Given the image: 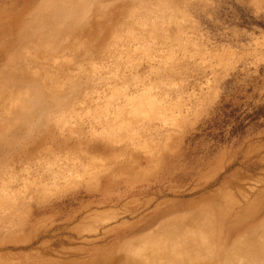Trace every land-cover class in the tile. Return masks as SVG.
Masks as SVG:
<instances>
[{"label": "rangeland", "instance_id": "rangeland-1", "mask_svg": "<svg viewBox=\"0 0 264 264\" xmlns=\"http://www.w3.org/2000/svg\"><path fill=\"white\" fill-rule=\"evenodd\" d=\"M263 102L264 0H0V264H104L115 227L212 198L229 229L264 117L219 133Z\"/></svg>", "mask_w": 264, "mask_h": 264}, {"label": "bare ground", "instance_id": "bare-ground-1", "mask_svg": "<svg viewBox=\"0 0 264 264\" xmlns=\"http://www.w3.org/2000/svg\"><path fill=\"white\" fill-rule=\"evenodd\" d=\"M81 160L78 159L75 163L78 171L83 168L79 163ZM31 176L25 177L29 179ZM59 177L62 178V175ZM26 178L23 179L27 180ZM127 190L136 193L134 187H128ZM104 192L106 195L115 193L118 198L122 191L114 189L110 193ZM216 206L223 208V211L219 209L218 215L211 212V208ZM174 208L175 206L172 207ZM178 208V214L153 218L146 225H131L127 229L115 227L114 233L121 239L125 238L120 251L122 255L118 257L113 250L104 259V264H137L139 261L142 264H177L183 259L187 260L180 264H226L228 260L227 264H264V198L257 200L255 197L254 201L249 202L244 211L240 212V217L238 213L235 214L233 225L229 229L222 227L223 220L227 218L231 208L227 201L212 198L203 203L195 201L180 204ZM169 210L171 208L166 211ZM250 217L251 219L247 220ZM256 218L259 220L255 222ZM153 226V230L147 231ZM241 229L244 230L239 233ZM235 251L237 257L233 256V259L232 252Z\"/></svg>", "mask_w": 264, "mask_h": 264}, {"label": "trees", "instance_id": "trees-1", "mask_svg": "<svg viewBox=\"0 0 264 264\" xmlns=\"http://www.w3.org/2000/svg\"><path fill=\"white\" fill-rule=\"evenodd\" d=\"M261 117H264V102L255 106L252 111H244L240 117L237 116L233 121L227 122L231 123L230 131L223 129L219 135L226 137L228 133L229 135L231 133L242 134L251 124H253V122H256Z\"/></svg>", "mask_w": 264, "mask_h": 264}]
</instances>
